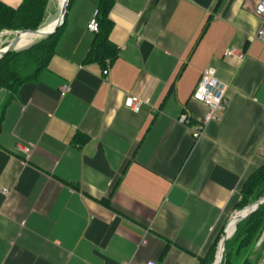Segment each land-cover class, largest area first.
<instances>
[{
  "label": "crops",
  "instance_id": "1",
  "mask_svg": "<svg viewBox=\"0 0 264 264\" xmlns=\"http://www.w3.org/2000/svg\"><path fill=\"white\" fill-rule=\"evenodd\" d=\"M260 1L114 0L117 56L92 62L100 0L71 1L47 68L0 89V264H199L264 165ZM208 70L228 105L195 139Z\"/></svg>",
  "mask_w": 264,
  "mask_h": 264
},
{
  "label": "trees",
  "instance_id": "2",
  "mask_svg": "<svg viewBox=\"0 0 264 264\" xmlns=\"http://www.w3.org/2000/svg\"><path fill=\"white\" fill-rule=\"evenodd\" d=\"M49 2L50 0H23L19 6L12 7L0 1V34L38 29L47 18ZM113 5L114 0H100L98 8L100 29L96 33L85 62L105 61L107 58L113 59L117 56L118 48L110 40L113 22L109 18V12ZM63 31L64 24L56 33L38 40L30 47L13 51L2 57L0 89L4 88L16 93L23 83L37 79L49 65ZM262 197H264V165L253 172L245 182L237 208L242 210ZM263 233L264 203L238 224L236 232L226 243L222 264H260L264 241L260 246L258 242ZM220 240L221 236L215 240L205 256L199 257V264H213Z\"/></svg>",
  "mask_w": 264,
  "mask_h": 264
},
{
  "label": "built area",
  "instance_id": "3",
  "mask_svg": "<svg viewBox=\"0 0 264 264\" xmlns=\"http://www.w3.org/2000/svg\"><path fill=\"white\" fill-rule=\"evenodd\" d=\"M256 15L262 19V24L259 28L257 38L264 41V0H261L255 9ZM88 28L92 32H98L100 29L99 21V9H96L93 17L88 23ZM226 56H234L239 59H243L244 53L237 51L233 48H227L225 50ZM108 73V70L105 71ZM228 84L222 82L212 71H206L201 80L199 81L193 98L202 102L206 105L207 111L204 115H201L195 119H190L186 113H181L178 121L185 125L191 132L193 138L199 139L204 135L206 126L212 121H219L222 119L224 112L228 105ZM67 88H64L63 93L66 92ZM145 101L136 95H128L125 98V106L134 112L140 111ZM261 153L264 154V149H261ZM3 192L7 194L9 188H3ZM123 264H132L126 262ZM146 264H157L155 261H149Z\"/></svg>",
  "mask_w": 264,
  "mask_h": 264
},
{
  "label": "water",
  "instance_id": "4",
  "mask_svg": "<svg viewBox=\"0 0 264 264\" xmlns=\"http://www.w3.org/2000/svg\"><path fill=\"white\" fill-rule=\"evenodd\" d=\"M69 4H70V0H65V3L63 5L61 12L59 14V17L57 19L56 25L53 29L46 30L43 26H41L38 29H26V30H20V31L15 32L14 36L8 42V44H6L4 47L0 48V59L2 57H4L5 55H7L8 53H11L13 51H19V50L26 48V47L20 48L18 46V44L20 42L21 35L23 33H28V32L34 33V34H36V36L39 37L32 44H34L35 42H37L40 39L46 38V37L56 33L58 31V29L65 22V18H66L67 12H68ZM2 35H4V33L0 34V36H2ZM263 203H264V197L258 199L257 201L253 202L252 204L246 206L245 208L238 211L236 214H234L230 218V220H229V222H228V224H227V226L223 232V236L219 242L216 258H215V261L213 262V264H222L223 263L226 243L236 232L238 224L242 220H244L245 218L250 216L252 213H254L258 209V207Z\"/></svg>",
  "mask_w": 264,
  "mask_h": 264
},
{
  "label": "rangeland",
  "instance_id": "5",
  "mask_svg": "<svg viewBox=\"0 0 264 264\" xmlns=\"http://www.w3.org/2000/svg\"><path fill=\"white\" fill-rule=\"evenodd\" d=\"M47 13H48L47 14V18H46L45 22L41 26H43L44 24H46L47 22H49L51 20H54L59 15L60 7L58 5V1L57 0H50ZM13 36H14V33H12V34H8L7 33V34H4L3 36H0V48L4 47L6 44H8V42L12 39ZM31 42L24 43L20 47H23L25 45L27 46ZM30 46H28V47H30ZM28 47H26V48H28ZM26 48H24V49H26ZM19 51H21V50H19Z\"/></svg>",
  "mask_w": 264,
  "mask_h": 264
},
{
  "label": "bare ground",
  "instance_id": "6",
  "mask_svg": "<svg viewBox=\"0 0 264 264\" xmlns=\"http://www.w3.org/2000/svg\"><path fill=\"white\" fill-rule=\"evenodd\" d=\"M58 1V5L60 7V12H61V9L65 3V0H57ZM60 14V13H59ZM59 15L57 16V18H55L54 20H51L49 22H47L46 24L43 25V27L46 29V30H50V29H53L56 25V22H57V19H58ZM8 34H12V33H8ZM3 36V35H2ZM3 38V37H2ZM37 38H39L38 36H36V34L34 33H23L21 35V38H20V42L18 44V46L20 47L21 45H23L24 43H27V42H32L30 44H28L27 46L31 45L34 41L37 40ZM26 45L23 46V47H27ZM21 48V47H20Z\"/></svg>",
  "mask_w": 264,
  "mask_h": 264
}]
</instances>
